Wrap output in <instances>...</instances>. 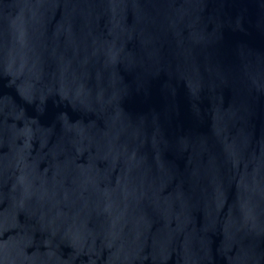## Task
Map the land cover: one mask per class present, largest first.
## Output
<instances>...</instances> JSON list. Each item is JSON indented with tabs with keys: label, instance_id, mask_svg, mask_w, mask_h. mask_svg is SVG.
Returning a JSON list of instances; mask_svg holds the SVG:
<instances>
[{
	"label": "water",
	"instance_id": "95a60500",
	"mask_svg": "<svg viewBox=\"0 0 264 264\" xmlns=\"http://www.w3.org/2000/svg\"><path fill=\"white\" fill-rule=\"evenodd\" d=\"M0 264H264V0H0Z\"/></svg>",
	"mask_w": 264,
	"mask_h": 264
}]
</instances>
